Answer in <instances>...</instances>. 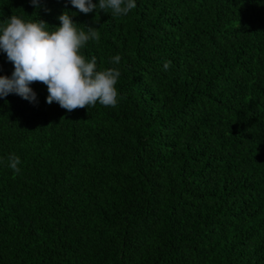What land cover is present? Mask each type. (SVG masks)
<instances>
[{
    "label": "trees",
    "instance_id": "trees-1",
    "mask_svg": "<svg viewBox=\"0 0 264 264\" xmlns=\"http://www.w3.org/2000/svg\"><path fill=\"white\" fill-rule=\"evenodd\" d=\"M135 2L0 0V27L67 11L97 28L81 52L125 97L68 112L37 82L35 105L0 98V264H264V0Z\"/></svg>",
    "mask_w": 264,
    "mask_h": 264
},
{
    "label": "clouds",
    "instance_id": "clouds-1",
    "mask_svg": "<svg viewBox=\"0 0 264 264\" xmlns=\"http://www.w3.org/2000/svg\"><path fill=\"white\" fill-rule=\"evenodd\" d=\"M67 2L85 15L95 11L122 17L136 8L135 0ZM30 3L34 8L41 6V0H30ZM74 15L62 12L57 18L59 27L55 28H50L43 20L26 21L15 15L4 22L0 27V52L13 65V71L11 76L0 75V98L15 94L35 105L38 103L37 95L30 85L37 82L47 88L48 105L55 102L68 112L95 107L97 103L115 108L125 98L115 87L121 76L119 69L98 70L96 57L88 59L82 54L81 50L89 41L99 42L100 33L95 27H79L72 19ZM121 59L117 54L110 62L119 65ZM170 66L171 61L163 63L164 70ZM7 161V166L19 174L20 158L11 154Z\"/></svg>",
    "mask_w": 264,
    "mask_h": 264
}]
</instances>
